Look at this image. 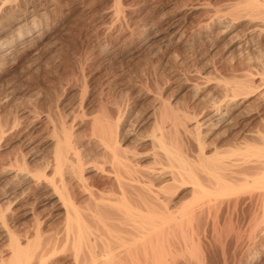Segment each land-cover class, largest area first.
<instances>
[{
  "label": "rangeland",
  "instance_id": "rangeland-1",
  "mask_svg": "<svg viewBox=\"0 0 264 264\" xmlns=\"http://www.w3.org/2000/svg\"><path fill=\"white\" fill-rule=\"evenodd\" d=\"M4 1L1 38H11L17 19L25 16L40 23L43 35L0 68V210H5L18 237L40 223L46 235L56 233L64 213L42 187L22 176L9 177L8 168L42 169L52 159L51 127L64 122L76 132L75 144L85 149L81 151L93 154L97 147L90 123L102 109L119 117L124 136L135 137L152 131L164 102L190 128L203 121L206 144L224 153L226 160L249 159L252 164L264 160L257 151L264 142V36L261 49L233 60L224 49L225 41L216 37L219 30L211 28L213 13L217 9L226 13L225 5L236 0H18V7ZM245 23H236V29L243 30ZM154 24L162 31L180 26V32L166 40L155 38L146 34ZM208 31H213L211 37L203 36ZM250 74L254 83L242 93L233 92L232 86ZM217 105L224 119H207ZM259 186L238 187L195 203L191 185L178 189L176 201L191 204L171 230L177 239L186 235L190 240L174 247L182 253L178 264H264V187ZM6 195L12 200L19 197L8 210ZM221 200L225 202L218 206ZM228 200L235 203L228 205Z\"/></svg>",
  "mask_w": 264,
  "mask_h": 264
},
{
  "label": "bare ground",
  "instance_id": "bare-ground-1",
  "mask_svg": "<svg viewBox=\"0 0 264 264\" xmlns=\"http://www.w3.org/2000/svg\"><path fill=\"white\" fill-rule=\"evenodd\" d=\"M15 1L18 2L5 0L4 4ZM14 4L17 6L16 2ZM225 9L226 13H221V9H217L216 14L213 13L211 28L219 30L216 37L218 41H225L224 49L229 57L234 60L261 49L260 41L264 36V0H236L227 3ZM242 21L246 22L245 27L237 30L236 23ZM39 25L33 18L25 16L17 19L11 38H1L5 31L0 30V68L20 48L31 47L40 42L43 35ZM179 32L180 26L170 25L162 31L154 24L149 26L146 34L165 39L167 36L174 37ZM212 32L208 31L203 36H210ZM188 40L183 44L186 45ZM254 80L251 74L245 76L243 81H237L232 86L233 92L242 93ZM246 97L247 100L248 96ZM161 107L163 112L159 119L154 120L152 131L143 133L144 135L142 132V135H138L140 133L136 134L135 131V137L132 134L129 136L133 130L128 133L129 137L124 136L126 132H121L123 127L119 117L114 119L106 109H102L101 113L91 118L89 133L97 147L91 152L93 154L89 150V154L81 151L82 148L75 144L76 135L73 137L76 132L73 133V129L70 126L72 130L68 128L63 121L64 123L51 127L54 147L52 157L49 158L52 159L44 160L42 169L38 168L34 173L24 171L23 165L15 168L14 161H10L12 165L9 166L14 165V168L7 167L9 177L22 176L37 187H42L53 202L61 206L64 216L62 215L63 226L58 231L54 229L56 233L46 235L42 224L34 226L35 223L34 227L26 229L23 236L18 237L17 231L14 232L9 225L5 210L1 209L0 241L3 240L5 246L1 247L0 264H178L177 256L180 257L182 253L173 249L176 245L181 246V243L188 245L190 240H187L186 235L177 239V234H172L171 230L191 205L176 201L174 194L178 189L191 185V202L195 203L205 199L212 200L211 197L234 191L238 187H264V160L254 164L249 159L243 162L226 160L224 153L217 148L211 149L206 144L201 135V126L205 124L203 121L202 124L200 121L194 122L190 128L166 103L163 102ZM210 118L218 121L224 119L223 111L218 105L207 119ZM50 124L53 123L50 121ZM89 139L92 141V138ZM82 150L85 151L84 148ZM247 151L250 153L251 148L247 147ZM257 151L264 157V142ZM43 162H40L41 166ZM100 176H104L106 180L98 181ZM262 194L263 191L260 195ZM10 196L6 195L3 199L7 210L13 202L18 203V196L15 199L13 197L14 200ZM224 202L221 200L218 206ZM231 202L233 201L228 200V205ZM37 220L39 223L40 219Z\"/></svg>",
  "mask_w": 264,
  "mask_h": 264
}]
</instances>
